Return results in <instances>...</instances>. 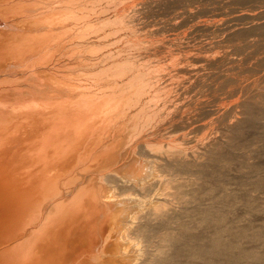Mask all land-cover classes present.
Masks as SVG:
<instances>
[{
  "label": "bare ground",
  "instance_id": "1",
  "mask_svg": "<svg viewBox=\"0 0 264 264\" xmlns=\"http://www.w3.org/2000/svg\"><path fill=\"white\" fill-rule=\"evenodd\" d=\"M60 1L65 11L51 12L40 0H0V264H264V222L238 224L227 215L228 206L237 200L247 204L249 210L255 209L250 192L264 191V177L246 182L251 188L244 189L247 191L244 194L229 187L222 174L204 177L202 166L212 156L217 135L210 133L213 138L208 135V139L207 133L203 134L208 140L199 139V143L203 141L201 150L191 151L192 156L183 151L185 146L179 138L186 136L183 131L190 119L182 115L187 124L181 126L180 116L175 120V114L163 115L158 101L154 104L155 94L154 91H151L154 95L150 94V90L168 82L159 81L155 69L147 67L152 52L145 47L141 49V44L135 46L137 42H131L129 37L126 40L120 34L126 40L128 52H116L127 48L117 36L118 30L125 26L122 22L126 12L120 18L116 14L117 20L107 15L102 18L99 11L102 9L90 6L97 15L98 23H93L94 12L89 5L74 8L76 0H72L71 7L70 0ZM91 1L89 4L94 5L95 0ZM108 1L105 2L110 4L111 0ZM118 5L121 7V3ZM18 11L28 12L29 16L18 21L7 19V15ZM110 19H115L114 23L120 20L121 27L124 25L121 28L115 24L118 30L116 33L113 28L114 36L120 39L113 41L116 45L125 44V49L119 45L117 54L109 49L96 59L99 52H104L101 39L106 40V36H101L105 32L102 26L113 23ZM6 25L27 31L2 29ZM112 34L109 36L113 37ZM109 41L104 42V48L109 43L114 45ZM81 51L88 54L78 61L75 56L74 64L80 63L76 69L69 61ZM37 52L47 59L46 64L54 73L47 76L48 69H29L10 77L12 70L7 67L15 59L28 61L27 57ZM211 56L201 61L213 64ZM105 59L110 60L108 66L96 70L93 66L90 70L92 64ZM177 69L185 70L181 65ZM49 82L64 83L70 94L46 105L44 109L48 111L40 112L37 101L42 102L44 93L48 94ZM120 86L128 90L120 93L119 98L115 92ZM122 98L135 106L139 121L116 126ZM203 102L199 104L202 106ZM200 105L196 107L201 108ZM60 107L66 108L69 114L51 112ZM212 113L219 115L218 111ZM221 116L223 120L228 117ZM163 117H171L173 122L167 118L164 122ZM97 118L114 122V128L121 132V138L116 141L123 142L120 150L115 144H96V139L88 134L93 128L92 121ZM152 119L155 124L151 127ZM207 120L202 121V126ZM229 120L233 121L231 116ZM229 120L222 130L224 136L235 129V122ZM144 121L151 127V133ZM174 122L176 127L177 124L183 127L182 130L179 126L182 131L177 127L174 134L180 145L171 140L170 134V140L163 141L167 137L162 136L161 130L166 124L172 128L170 123ZM139 125L148 130L136 138ZM178 130L185 136L177 135ZM158 132L161 135L153 138ZM95 150L98 154L93 158ZM123 150L126 154L121 158ZM220 160L228 166L233 157L224 155ZM77 181L75 194L67 197L69 188ZM199 226L208 233L197 232Z\"/></svg>",
  "mask_w": 264,
  "mask_h": 264
},
{
  "label": "rangeland",
  "instance_id": "2",
  "mask_svg": "<svg viewBox=\"0 0 264 264\" xmlns=\"http://www.w3.org/2000/svg\"><path fill=\"white\" fill-rule=\"evenodd\" d=\"M40 1V3L45 4V7H47V9H49L51 12L62 10L65 11V7L60 0ZM62 1L65 2L69 0ZM76 1H74V8H79L82 6L81 4H83V6L89 5L88 8H93L90 6H94L95 8L98 6L103 10H99L101 11L100 15L102 18H105L106 15L107 17L111 16L110 18H112L114 16L113 18H115L116 14H118V17L122 14L123 16L126 14L125 17H122L127 23V19L129 18L130 21L128 24L124 23V21L122 22L126 26L125 27L122 24L124 28L123 26L121 27L120 20L118 21L120 24L117 22V24L114 23L115 19L117 20L118 17H116L113 21L110 19V21L113 23L108 22L109 24H114L113 27L111 25L112 28L108 23L107 26L106 24H102L103 26L100 24V26L104 28L105 32H107H104V34H101V36L108 37H105L106 40L101 39V42L103 41V46L101 45V47H103L104 50L102 51L104 52H99L96 59H99L103 56V54L108 53L109 49L113 50V54L121 52L126 54L128 52L127 43L125 42L127 37H129L128 39L131 42H137L135 46L141 44V49H144L145 47L146 50L152 52L150 55V60L147 63V67L152 66L153 69H155L154 71L159 74L157 76L159 81L165 80L168 82V84L160 85V87L155 89L153 88L154 90H150V94L152 93L151 91H154L155 95L152 93L154 95L152 97L155 98H153L154 104L158 101L163 115L169 114L170 116L171 114L173 116L175 114L177 116L174 118L175 120L178 118V116H180L179 118L182 119L180 122L181 126H185L187 124V119H190L191 122L189 120L187 121L189 123L187 125L190 127V129L186 125L187 127L185 126V131H183L186 136L181 133L183 127H181L179 124V126L182 128L181 130L177 124V127L181 130H178V133L180 134L177 133V135L181 137L185 136L179 138L180 140H178L182 142L180 143L183 144V147L185 146L183 151L187 150L185 153H187L188 156H192L193 153L191 151L195 150L196 152L197 149L198 152V149L201 150L200 145H203V141L201 143V140L204 139L203 136H205L203 134L207 133V138L208 135L209 138H213V136H211L213 133L214 137L217 135L216 144L212 146V156L210 159H208V162H206L207 164L202 166L204 177L214 178L213 174L216 176L222 174L229 182L228 186L236 189L238 194H244V192L247 193V191L244 189L250 190V184L246 183L249 182L250 179L264 177V0H123L122 2L121 0L120 2L117 0H111V3L114 2L112 3L113 5L111 3L107 4V2H105L106 0H95L94 3H92L94 5L89 4L90 2H93L91 0H86V2L88 1L87 4H85V0H83V3L82 0H79L81 3L77 1L79 4H77ZM115 1L117 2V6L114 7V5H116ZM69 2H71L69 5H74L72 0ZM47 3L49 4L47 5ZM118 3H121V7H119ZM103 5H109L110 8ZM39 7H43V5ZM104 7H106L108 10H105ZM95 8L92 9L94 12L92 16L94 17H91L92 19L94 18L92 21L93 23H98L97 17H95L97 15H94L96 14V11L94 10ZM114 8H116V10H114ZM28 14V12L24 13L18 11L7 15L6 17L9 20L18 21L26 16H29ZM50 16L54 15L50 13ZM115 24L123 28L119 29L120 33L118 29L117 33L116 28L118 27H115ZM108 26L111 29L108 28ZM4 28L27 31L22 27L13 25L3 26L2 29ZM103 28L100 29V32ZM113 28L116 30L117 36L119 34L123 38L125 36L124 39L126 40L124 41V39L119 35L121 42L124 41L123 43L126 45L122 43L120 44V42L118 45H116L117 43L114 41L120 38H116L114 36L115 34L113 32ZM122 30L123 33L121 34ZM33 32L40 33L43 31L38 30ZM125 32L128 34H125ZM109 34H112L113 37L109 36ZM108 41L111 43L114 42L113 44L116 46L112 44L109 46V43L106 45V48H104V42L108 43ZM124 45L127 47L126 49ZM112 46L114 48H112ZM120 47H124L123 49L125 50H121L119 52L117 50L116 53L115 50L117 48L120 49ZM61 48L64 47L62 46ZM82 52L84 51L80 52L81 55L80 53H77L74 55V57L72 56L71 59H73H70L69 65L72 62L73 66L76 69H79L78 66L80 63L77 65L78 62L75 64L74 62L78 61V59H80L79 57L84 56V54H88L84 52L82 55ZM200 55L203 56L201 57ZM208 55H212L211 57L214 58L212 59L213 64H209L211 61L205 60L207 64L204 62V60L201 61V58H205L206 56L208 57ZM75 56L78 57L76 58ZM194 57L200 58V61L203 62V64ZM27 58H29L28 61L23 59L20 62H17L15 59V62L7 67L12 70L10 77L25 73L29 69H34L37 71L48 69L47 76H50L51 73H54L51 66L46 64L47 59L42 56L41 52L34 53ZM74 58L77 60L73 61ZM109 63L110 60L105 59L99 63H96L95 65L92 64L90 70H92L93 66L94 70L95 68L98 69L103 66H108ZM180 65L185 68L186 72L185 70H183L184 72L178 71L177 67L179 68ZM25 66L27 67L24 68ZM83 67L86 68L85 66ZM188 67L192 71L190 69L187 70ZM153 69L151 70L153 71ZM189 71H191V74ZM190 77L193 79L192 81ZM189 81L191 83H189ZM150 89H152V87ZM127 90L128 89L124 88L123 86H120L115 93L120 98L122 96L120 93H125ZM69 94L70 90L64 83L49 82L48 94L44 93L45 96H43L42 102L37 101V103H39L38 106L40 107V112H44L45 110L48 111V108L44 109L46 105H50L55 101L63 100ZM203 100L206 104L208 103L206 105L203 102L205 107L203 104V107L199 104L202 103ZM151 102L150 104L152 105L153 103ZM195 103L200 105L202 109L196 107L198 105ZM150 104L149 106H151ZM231 104L232 106L234 104L235 107L233 108L232 106H229ZM220 105H226L227 107L229 106L230 108H228L230 111L226 108V106H224V109H226L224 111L223 107L221 108ZM217 106H219V108ZM175 109H178V112L175 111ZM212 109L214 110L212 111ZM152 110L153 109L150 111ZM215 110L219 112V115L212 113L217 112ZM227 110L229 112L226 114ZM51 112L69 114L67 109L62 107L52 110ZM176 113L181 114L177 115ZM224 114L226 117L228 116L226 119L224 118L225 120H223V117L221 116H225ZM182 115L187 119H184ZM189 115H192L191 117L193 118H191ZM229 115L235 122V129L231 132H228L224 136V131L222 130H224L227 126L224 124H228L227 120L230 118ZM217 116H220L222 119H219L220 117L218 118ZM204 117L208 118V120L209 118L211 119V117H213L211 121L209 120L210 124L213 123L211 124L212 127L211 125H208L209 122ZM166 118H164V122L166 120L173 122L171 117ZM200 118L202 119L198 121ZM214 118L216 119L213 120ZM139 119L141 120L142 118L140 117ZM137 120L138 114L135 110V106L131 103L129 105L124 100V98H122L120 100V106L117 109L116 126L120 125V123L124 124L126 121L134 122ZM152 120L149 122L150 125L147 124L148 120L146 122L144 121L145 124L144 122L143 124H147L146 126L149 125L152 127V125L155 124L152 123L155 122ZM203 120L204 122L205 120L207 121L205 125H203L205 128L201 129L202 124H204V122H202ZM233 121L229 120L231 123ZM166 123L169 124L168 122ZM190 123H194V125L191 126ZM113 124L114 122L103 121L97 118L96 120L92 121L91 125L93 128L88 134L96 139V144L99 142H104V144L108 145L115 144V146L118 145V149L120 150L122 148L123 142L118 143L116 141L117 138H121V132H119L116 127L114 128ZM140 124H142V122ZM167 124L164 126V130H161L162 133L165 134H162V136L167 138H162V140H170L168 136L170 134L172 136H170L172 138L171 140L176 143L178 140L175 139L176 137L174 134L175 131L177 132L176 129L178 128L176 127L175 122L170 123L171 126H174H172V128ZM198 125H201L200 128H197ZM140 126L142 125L138 126L139 129L137 130L136 138H140L141 135L148 129L151 133V127L149 128L148 126L147 129L146 126ZM193 126L194 128H192ZM134 127H136V125ZM153 127L156 128V126ZM206 127L208 129H206ZM186 132H188V134H186ZM156 134L157 135L154 134L152 137L154 138L155 136L161 135L159 132ZM187 135L189 139L186 138ZM185 138L188 139L187 142L182 140H186ZM199 139H201V144L198 142ZM208 139L205 138V142ZM182 146L181 148H183ZM188 151H190L191 154H189L190 152ZM96 154L98 153L95 150L93 152V158H95ZM125 154L126 150H123L121 152V158L124 157ZM224 155H231L233 157V161L228 166L222 160H220V158ZM96 159L99 160L100 158L96 157ZM257 166L259 168L256 170ZM103 171H106V169L99 171V173ZM241 181H243V183H241ZM244 183L246 185H243ZM77 184L78 181L74 183L73 188H69L67 197L75 194ZM250 193H252L253 206H255L254 210H249L247 204L238 200L232 202L228 206L227 215L230 218L236 220L238 224H243L247 221H250L257 225L264 222V191L257 192L253 190ZM202 205L205 206L204 204ZM216 205H219V203ZM46 212L47 211H45V214ZM39 222H41V220H39ZM196 231L201 233V235L208 233V230L204 229L203 226L197 227ZM253 244L256 245V243ZM262 247H264V245ZM180 252H183V250ZM196 260L198 261L199 259Z\"/></svg>",
  "mask_w": 264,
  "mask_h": 264
}]
</instances>
